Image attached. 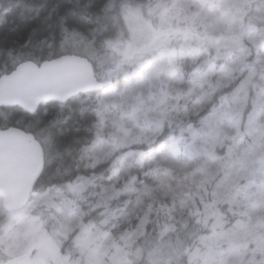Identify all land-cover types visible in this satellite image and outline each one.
I'll return each instance as SVG.
<instances>
[{
  "label": "clouds",
  "instance_id": "9594fccd",
  "mask_svg": "<svg viewBox=\"0 0 264 264\" xmlns=\"http://www.w3.org/2000/svg\"><path fill=\"white\" fill-rule=\"evenodd\" d=\"M21 79L0 264L41 237L49 264H264V0H0Z\"/></svg>",
  "mask_w": 264,
  "mask_h": 264
},
{
  "label": "snow or ice",
  "instance_id": "6c2138e0",
  "mask_svg": "<svg viewBox=\"0 0 264 264\" xmlns=\"http://www.w3.org/2000/svg\"><path fill=\"white\" fill-rule=\"evenodd\" d=\"M71 72L74 71V69L72 67H66V68H57V69H41L40 72L42 74H48V73H52V72ZM25 83L23 81V79L21 80H16V81H12V82H8V83H0V88H7V89H18L21 87H24ZM8 177H5L3 175H0V192L4 191V183L6 182ZM26 183H27V179L26 177L24 178L23 182L20 184V192L19 194L25 189L26 187ZM33 247V245L31 244L29 246V249H31ZM29 249L25 250L24 252H22L16 259V261L14 262V264H49L48 260H44V259H32L29 258ZM48 249H49V255L51 256L52 260H58V256H57V252H56V247L55 244L48 240Z\"/></svg>",
  "mask_w": 264,
  "mask_h": 264
},
{
  "label": "rangeland",
  "instance_id": "374dc122",
  "mask_svg": "<svg viewBox=\"0 0 264 264\" xmlns=\"http://www.w3.org/2000/svg\"><path fill=\"white\" fill-rule=\"evenodd\" d=\"M33 247L29 249L32 252V259H44L50 261L51 256L49 255L48 240L46 238H37L32 242Z\"/></svg>",
  "mask_w": 264,
  "mask_h": 264
},
{
  "label": "water",
  "instance_id": "95a60500",
  "mask_svg": "<svg viewBox=\"0 0 264 264\" xmlns=\"http://www.w3.org/2000/svg\"><path fill=\"white\" fill-rule=\"evenodd\" d=\"M20 192V184L12 177L9 176L4 183V191L0 192L6 199H15Z\"/></svg>",
  "mask_w": 264,
  "mask_h": 264
}]
</instances>
